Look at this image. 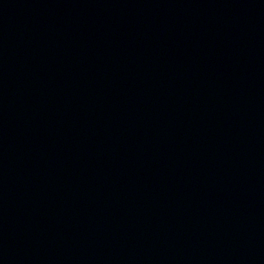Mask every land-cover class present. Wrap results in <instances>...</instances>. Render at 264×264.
<instances>
[{"label":"water","instance_id":"water-1","mask_svg":"<svg viewBox=\"0 0 264 264\" xmlns=\"http://www.w3.org/2000/svg\"><path fill=\"white\" fill-rule=\"evenodd\" d=\"M0 264H264V0H0Z\"/></svg>","mask_w":264,"mask_h":264}]
</instances>
